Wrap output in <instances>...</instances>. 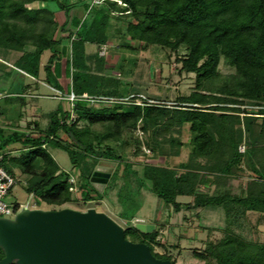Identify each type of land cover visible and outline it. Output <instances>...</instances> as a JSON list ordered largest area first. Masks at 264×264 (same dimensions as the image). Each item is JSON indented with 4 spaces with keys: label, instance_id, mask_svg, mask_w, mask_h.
<instances>
[{
    "label": "trees",
    "instance_id": "1",
    "mask_svg": "<svg viewBox=\"0 0 264 264\" xmlns=\"http://www.w3.org/2000/svg\"><path fill=\"white\" fill-rule=\"evenodd\" d=\"M34 2L40 6H30ZM76 7L81 16L71 13ZM56 10L63 13V22ZM103 47L110 53L148 47L182 51L177 61L180 70L194 74V87L174 104L153 98L142 86L119 77L124 73L120 59L112 68L119 75L107 68ZM68 51L64 88L59 79ZM221 61L233 71L220 73ZM39 83L59 91L60 102L47 113L45 128L37 125L36 132L25 133L19 127V106ZM63 99L69 108L63 107ZM0 101L14 112L10 129L0 126L1 164L18 171L25 181L21 185L38 204L71 201L73 185L88 197L98 161H113L100 195L113 200L114 192L123 220L133 219L140 208V188L175 212L187 208L199 216L203 210L221 209L223 234L195 256L208 264H264V242L231 229L248 213L264 217V0H0ZM79 120L85 124L78 126ZM184 124H189L191 151L178 167L147 158L135 168L119 150V144H126L125 131L138 127L155 154L176 156L183 143L174 134ZM15 142L21 148L12 155L7 148ZM54 149L68 154L69 170L58 165ZM243 176V189L232 192L228 181ZM184 196L191 201L178 200ZM124 234L146 243L155 257L170 260L153 249L156 229L145 233L128 226Z\"/></svg>",
    "mask_w": 264,
    "mask_h": 264
},
{
    "label": "rangeland",
    "instance_id": "2",
    "mask_svg": "<svg viewBox=\"0 0 264 264\" xmlns=\"http://www.w3.org/2000/svg\"><path fill=\"white\" fill-rule=\"evenodd\" d=\"M30 6L38 7L40 4L34 2ZM63 34L66 35L67 33ZM64 42L66 41L64 40ZM110 43L114 44L115 42L112 40ZM131 44L136 46V42H132ZM100 54L106 57V66L114 73L117 72L112 69L113 65L120 59L124 73L119 77L124 82L142 86L148 95L153 98L163 99L165 103L174 104L177 96L188 94L194 87V74L180 70V63L177 61V57L182 55V51L177 53L165 48L155 49L148 47L145 50H127L122 48L110 53L107 47H103L100 49ZM47 55V51L42 54V63L46 60ZM67 57H69V51L62 60L63 71L60 81L64 88H66L69 81L65 67ZM219 71L220 73H229L233 69L221 61ZM60 98L61 93L59 91L48 87L44 83H39L38 90H35L34 86H31L26 93L24 105L19 106L21 113L19 127L25 133L36 132L38 129L37 125L39 128H45L49 120L47 113L56 108L60 102ZM61 104L65 109L69 108L68 100L63 99ZM97 104L100 103L98 102ZM11 115H14L12 105L4 104L0 101V126L5 127L6 130L10 129L7 126L9 127L10 125L9 118ZM84 124V120L77 122L78 126ZM95 127L98 126L96 125ZM174 135H177L183 143L179 149V154L176 156L155 154L144 143L146 134L141 132L138 127L126 130L123 136V141L126 144H119L118 146L124 158L131 162L132 167H139L147 158H150L156 164L178 167L187 161L191 151L189 124L181 126L179 133H175ZM60 137L63 140H68V136L64 132H60ZM20 148L21 145L15 142L10 144L7 149L11 150L12 155H16L19 153L18 149ZM136 151H139L140 154H134ZM52 154L61 169H70L71 163L65 151L54 149ZM16 172L18 173V171ZM244 182L243 176L240 179L228 181V185L232 192L238 193L243 189ZM120 183L121 180H118V184ZM74 186L71 201L61 205L41 203L40 207L44 209L70 207L78 210H86L89 207H93L98 211L107 213L122 225L124 229L128 226L135 227L134 222L136 221L154 224L157 236L152 244L153 249L157 253L168 255L170 260L174 261V264H208L204 260L197 258L195 253L202 251L207 241L216 240L221 237L223 234L222 229L226 225L221 209L203 210L198 213L199 216L196 214L197 210L187 208H182V210L175 212L171 206L165 205L163 201L144 188L137 190L141 206L135 211L133 219L123 220L118 214L120 207L115 202L114 192H111L113 200H108L101 197L100 191L91 187L87 189L89 196L85 198L82 189L78 185ZM207 186L210 191L213 189V186L209 184ZM132 187L135 189L137 183L133 181ZM27 198L28 195L24 187L21 183H18L6 197V200L8 202L16 200L24 202ZM178 200L181 202L191 201L190 198L185 196L179 197ZM231 229L247 240L264 242V217L260 218L256 213H248L239 224L231 225ZM128 238L132 237L129 236ZM132 239L135 240V238ZM214 263L213 260H210L209 264Z\"/></svg>",
    "mask_w": 264,
    "mask_h": 264
},
{
    "label": "water",
    "instance_id": "3",
    "mask_svg": "<svg viewBox=\"0 0 264 264\" xmlns=\"http://www.w3.org/2000/svg\"><path fill=\"white\" fill-rule=\"evenodd\" d=\"M115 162L99 160L91 175L102 191ZM150 233L154 224L136 222ZM0 264H172L155 257L144 242L126 238L124 228L93 207L78 210L23 209L13 218L0 217Z\"/></svg>",
    "mask_w": 264,
    "mask_h": 264
},
{
    "label": "built area",
    "instance_id": "4",
    "mask_svg": "<svg viewBox=\"0 0 264 264\" xmlns=\"http://www.w3.org/2000/svg\"><path fill=\"white\" fill-rule=\"evenodd\" d=\"M93 1H98V0H93ZM74 98H75L74 94L70 92L68 95V99L72 101ZM239 151H243V145L239 147ZM2 158H3V153L0 152V217L11 218L14 217L17 212L22 211L23 209L41 208L40 204H38L37 199L33 193H27L28 198L24 202L18 200L13 202H8L6 200V197L12 192V189L15 187V185L18 183L24 184L25 181L19 177L17 172H10L6 168H4V166H2L1 164ZM69 181L74 184L75 182L74 177L70 176ZM73 188H75L74 185L70 189Z\"/></svg>",
    "mask_w": 264,
    "mask_h": 264
},
{
    "label": "crops",
    "instance_id": "5",
    "mask_svg": "<svg viewBox=\"0 0 264 264\" xmlns=\"http://www.w3.org/2000/svg\"><path fill=\"white\" fill-rule=\"evenodd\" d=\"M71 13H72V14H78V15H80V16L83 14V12L81 11V9H80L79 7H76V8H74V9H72V10H71ZM55 14H56V17L58 18L59 22H63V20H64V15H63V13H62L60 10H56ZM62 16H63V18H62ZM61 18H62V20H61ZM61 77H62V75H61ZM61 77H60V78H61ZM59 80H60V79H59Z\"/></svg>",
    "mask_w": 264,
    "mask_h": 264
}]
</instances>
